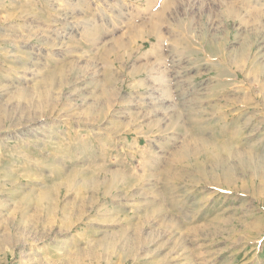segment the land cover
I'll list each match as a JSON object with an SVG mask.
<instances>
[{
    "label": "rangeland",
    "instance_id": "1",
    "mask_svg": "<svg viewBox=\"0 0 264 264\" xmlns=\"http://www.w3.org/2000/svg\"><path fill=\"white\" fill-rule=\"evenodd\" d=\"M0 264H264V0H0Z\"/></svg>",
    "mask_w": 264,
    "mask_h": 264
},
{
    "label": "crops",
    "instance_id": "2",
    "mask_svg": "<svg viewBox=\"0 0 264 264\" xmlns=\"http://www.w3.org/2000/svg\"><path fill=\"white\" fill-rule=\"evenodd\" d=\"M154 37L156 36V34L154 33V35H153ZM154 41H156L155 39H154ZM158 44L160 43V40H157L156 41ZM159 46V45H158ZM154 46H152V48H153ZM151 68H155V65H153V63H152V66H151ZM150 68V69H151ZM136 69H140V66L139 65H134L133 67H132V70L134 71V70H136ZM144 70V69H143ZM142 70V71H143ZM149 70V66L146 68L145 67V70L144 71H148ZM141 71V70H140ZM132 72V71H131ZM137 73H139V72H137ZM152 78H154V80L157 78V76L156 75H153V77ZM147 79H149V77H147ZM164 86V85H163ZM165 87V86H164ZM165 92V91H164Z\"/></svg>",
    "mask_w": 264,
    "mask_h": 264
},
{
    "label": "bare ground",
    "instance_id": "3",
    "mask_svg": "<svg viewBox=\"0 0 264 264\" xmlns=\"http://www.w3.org/2000/svg\"><path fill=\"white\" fill-rule=\"evenodd\" d=\"M172 76V75H171ZM44 193V192H43ZM44 195H45V193H44ZM47 197V195L45 196V197H43V198H46ZM43 198H41V199H43ZM47 199V198H46Z\"/></svg>",
    "mask_w": 264,
    "mask_h": 264
}]
</instances>
